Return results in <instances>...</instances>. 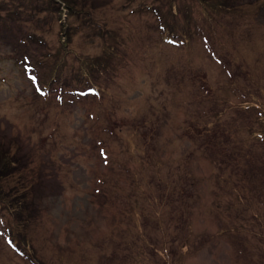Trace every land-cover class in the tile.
I'll use <instances>...</instances> for the list:
<instances>
[{"label": "rangeland", "instance_id": "374dc122", "mask_svg": "<svg viewBox=\"0 0 264 264\" xmlns=\"http://www.w3.org/2000/svg\"><path fill=\"white\" fill-rule=\"evenodd\" d=\"M5 150L0 264H264V0H0Z\"/></svg>", "mask_w": 264, "mask_h": 264}, {"label": "trees", "instance_id": "16d2710c", "mask_svg": "<svg viewBox=\"0 0 264 264\" xmlns=\"http://www.w3.org/2000/svg\"><path fill=\"white\" fill-rule=\"evenodd\" d=\"M22 165V159L20 156L15 155L14 153H11L10 155L7 154V151L0 152V171L3 173L8 174L10 167H21ZM235 167V166H234ZM12 171V170H10Z\"/></svg>", "mask_w": 264, "mask_h": 264}, {"label": "snow or ice", "instance_id": "6c2138e0", "mask_svg": "<svg viewBox=\"0 0 264 264\" xmlns=\"http://www.w3.org/2000/svg\"><path fill=\"white\" fill-rule=\"evenodd\" d=\"M25 59H27V58H25ZM32 79H33V81H35L36 78L35 77H32ZM37 91H41V89H37Z\"/></svg>", "mask_w": 264, "mask_h": 264}]
</instances>
